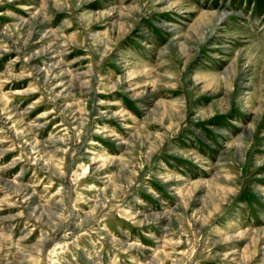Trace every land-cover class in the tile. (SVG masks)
<instances>
[{
	"label": "rangeland",
	"instance_id": "obj_1",
	"mask_svg": "<svg viewBox=\"0 0 264 264\" xmlns=\"http://www.w3.org/2000/svg\"><path fill=\"white\" fill-rule=\"evenodd\" d=\"M0 264H264V0H0Z\"/></svg>",
	"mask_w": 264,
	"mask_h": 264
}]
</instances>
